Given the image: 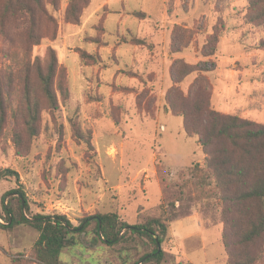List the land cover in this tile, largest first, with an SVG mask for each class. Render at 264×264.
<instances>
[{
    "label": "rangeland",
    "instance_id": "1",
    "mask_svg": "<svg viewBox=\"0 0 264 264\" xmlns=\"http://www.w3.org/2000/svg\"><path fill=\"white\" fill-rule=\"evenodd\" d=\"M104 1H89L86 10L99 11L90 16V23L82 30L77 26L80 22L64 20L68 0H59L57 9L50 11L57 20V36L42 40L32 53L42 55L47 45L56 50L59 63L67 71L70 99L54 113L42 112L40 133L23 156L14 153L10 140L12 123L8 118L0 136V170H14L18 179H0V212L2 197L6 202L12 194H5L20 188L30 214H61L77 226L80 219L97 212H115L134 224L138 212H151L159 187V201L163 196L174 204L167 208L169 225L191 215L172 224V237L167 234L161 245L172 258L160 264H226L230 238H226L227 247L224 246L219 206L198 199L196 189L179 193L177 187L163 189L160 185L157 166H163L167 181L175 182L178 173L202 155L196 137L185 135L182 118L165 111L162 93L170 85L167 69L173 58L189 63L201 60L206 66L214 62L215 68L204 72L211 85L213 107L264 124V25L252 27L244 20L246 0H123L122 4L117 0L113 6H102ZM132 11L142 12L144 17L138 18ZM175 24L194 29L196 43L171 55L168 43ZM216 24L220 26L216 51L203 57L198 49ZM148 25L152 38L142 37ZM101 28V40L112 51L104 54L100 67L97 66L104 70L103 74L86 71L84 77L79 76L82 62L75 50L80 45H93L87 40ZM128 30L143 38V47L148 51L167 53L166 63L153 64L157 72L142 75L132 67L116 70L130 62L131 44L114 46L122 40L121 35L129 37ZM152 39L158 40L155 48ZM114 58L119 59L117 63ZM5 63L0 59V67ZM194 76L191 73L182 80L183 91ZM151 97L153 106L146 107L145 99ZM11 105H15V99ZM72 119L78 122L82 135L90 134L91 149L73 136L69 122ZM202 162L203 159L198 164ZM132 183L136 184L135 189L118 187ZM139 184L141 188L147 185L145 197ZM132 191L137 194L134 199ZM136 204L141 206L133 219ZM0 220L1 224L6 223L3 215ZM198 222L208 228L200 231ZM92 226L88 225L86 233H75L74 244L69 239L60 253L64 264H130L137 254L146 251L140 239L113 247L100 242L92 244ZM37 235L26 224L0 228V264H14L13 258H19V264H34L25 260ZM249 254L253 258L250 264H264V236L249 248Z\"/></svg>",
    "mask_w": 264,
    "mask_h": 264
},
{
    "label": "trees",
    "instance_id": "2",
    "mask_svg": "<svg viewBox=\"0 0 264 264\" xmlns=\"http://www.w3.org/2000/svg\"><path fill=\"white\" fill-rule=\"evenodd\" d=\"M89 1L68 0L64 20L78 24ZM58 3L59 0H0V59L6 62L0 67V136L9 118L12 123L11 144L19 156L29 152L32 141L40 133L42 112L54 113L70 99L67 71L59 63L56 50L47 45L42 55L32 53L33 47L42 40H53L57 36V20L50 11L56 10ZM133 13L139 18L144 17L142 12ZM243 17L252 27L263 26L264 0H246ZM101 18L103 20L104 16ZM219 27L216 24L204 38L198 49L201 56L209 57L215 53ZM103 31L101 28L87 41L96 47L106 45L101 40ZM127 34L128 38L121 35L122 40L114 46L123 42L144 43L143 38L133 31L128 30ZM195 34L194 29L175 24L170 33L169 53H180L196 43ZM75 51L83 65L100 67L102 58L97 51L88 52L83 48ZM204 64L201 60L189 63L179 57L173 58L167 69L170 85L163 94L164 107L172 115L182 118L185 135L196 137L204 154L203 162L185 167L175 182L166 180L162 165L157 166V172L163 189L177 187L182 193L193 188L198 199L219 206L224 246L227 247L226 238H230L226 264H250L253 258L249 248L264 236V124L213 107L211 85L204 72L213 70L215 64ZM191 73L195 76L183 91L180 83ZM14 99L15 105L12 106ZM153 102L152 97L147 98L144 105L153 106ZM69 122L76 140L83 141L91 149L90 134L82 135L76 120ZM8 176L18 179L16 171L0 170V179ZM8 194L12 196L6 202L2 197L0 217L3 215L6 223H0V228L7 230L26 224L38 232L25 262L64 264L60 258L62 249L69 239L74 244L75 233H86L89 224H93L90 229L92 244L100 242L113 247L140 239L146 251L137 254L130 264H160L172 258L161 245L169 227L167 208L174 204L163 196L151 212H138V221L134 224L122 220L115 212H97L73 226L61 214H30L27 198L20 188L5 195ZM12 261L19 264L21 260L13 258Z\"/></svg>",
    "mask_w": 264,
    "mask_h": 264
},
{
    "label": "crops",
    "instance_id": "3",
    "mask_svg": "<svg viewBox=\"0 0 264 264\" xmlns=\"http://www.w3.org/2000/svg\"><path fill=\"white\" fill-rule=\"evenodd\" d=\"M122 2H123V0H120V3L121 4H122ZM115 3H117V0H105L102 6H104V5H107V6H111L112 5L113 6V4H115ZM121 7H122V5H121ZM86 8L87 7H85L83 9L82 14H81L80 24L77 25L80 30L84 29L85 26L88 25V23H90V16L93 13L95 15L96 14V11H99V10H96V9L93 10V11H90V10H86ZM114 11H116V9H113L112 12H114ZM92 25H90V26H92ZM145 28H146L145 29V33H144L145 35H143L142 37L146 36L147 38H149V37L152 38V36H150L151 33L149 32V30H150L149 25L146 26ZM152 40L155 43L154 44V48H155L157 46L156 44H157L158 40H154V39H152ZM159 44H161V43H159ZM79 47L85 49L88 52L97 51L100 54L102 60L104 59L103 58L104 57V54H106V53L107 54H111L112 53V51H109L105 45L104 46L96 47L93 44V45L89 46L88 48L84 47L83 45H80ZM116 47H118V45ZM115 53H117V49H115V51L113 53V56L114 57H116L115 56L116 55ZM161 53L162 54H159V53H156L155 51L152 53V52L148 51V49H146L145 47H143V44L142 45H136V44L132 45L131 44V48H130V55H131L130 56V62L128 64H126L125 67H118V68H116V70H119V69H122V68H126V67L127 68L128 67H132V69L134 71H138L139 73H142V75L149 74L151 71L157 72L156 70L153 69V67H154L153 64L155 63V61H160L161 63H166V60L169 58V56L167 55V53L164 54V51L163 50L161 51ZM118 60L119 59L114 58V61L116 63L118 62ZM96 68H97V66H95V65H93L92 67L91 66L89 67V66H85L83 64H79L78 73L80 75L79 74L78 75L84 77V72H86V71L93 72L94 74H97V73L98 74H103V71L104 70H101L100 68H97V69ZM116 70H115V72H116ZM82 79H84V78H82ZM78 80H80V79L78 78ZM163 94L164 93H162V96H163ZM162 96H161V99H162ZM159 98H160V96H159ZM165 111H168V110H165ZM203 158H204V154L202 153V155L200 156V159L198 161H191L190 164H188L186 166H189L192 163H200ZM183 167H185V166H183ZM135 185L136 184H133L132 183L131 186H129V184H128L127 186H124L123 185V186H118V187L119 188H128V189L131 188V189H135L136 188ZM138 189H140L142 191L144 190V192H141V194H142L143 197H145V195H147L146 194V190H147V185L146 184H143L142 185V188H141V184H139ZM143 193H145V195ZM131 194H132V198L133 199L137 195V194L133 193V191L131 192ZM155 194H156V200L152 203L153 205H156L158 203V201H159V198H160V188L159 187H158V190L157 191L155 190ZM138 206H141V204H136L135 205L134 218L133 219L136 218V214H137L136 210H137V207ZM145 206H147V205H145ZM190 216L191 215H187L184 218H179V219H175L174 221H172L170 223L169 227H168L167 234L170 237H172V235L170 234V233H173V229H174V227L172 226V224L175 223V221L182 220V219H185V218H189ZM198 225H199L200 231L208 228V226H205V225H204V227H202V223H200V222H198ZM171 240L172 239H170V241Z\"/></svg>",
    "mask_w": 264,
    "mask_h": 264
},
{
    "label": "water",
    "instance_id": "4",
    "mask_svg": "<svg viewBox=\"0 0 264 264\" xmlns=\"http://www.w3.org/2000/svg\"><path fill=\"white\" fill-rule=\"evenodd\" d=\"M22 207H23V205H22ZM158 250H159V246H158Z\"/></svg>",
    "mask_w": 264,
    "mask_h": 264
},
{
    "label": "built area",
    "instance_id": "5",
    "mask_svg": "<svg viewBox=\"0 0 264 264\" xmlns=\"http://www.w3.org/2000/svg\"><path fill=\"white\" fill-rule=\"evenodd\" d=\"M1 221V220H0Z\"/></svg>",
    "mask_w": 264,
    "mask_h": 264
}]
</instances>
